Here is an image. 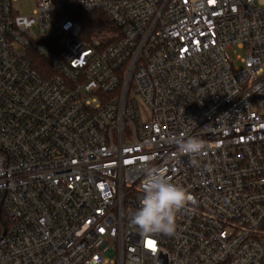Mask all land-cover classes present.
<instances>
[{"label": "built area", "instance_id": "obj_1", "mask_svg": "<svg viewBox=\"0 0 264 264\" xmlns=\"http://www.w3.org/2000/svg\"><path fill=\"white\" fill-rule=\"evenodd\" d=\"M14 2L0 0V264H264V0H36L31 18ZM78 11L112 30L85 36ZM173 136L207 148L181 154ZM144 167L193 196L171 236L130 223Z\"/></svg>", "mask_w": 264, "mask_h": 264}, {"label": "clouds", "instance_id": "obj_2", "mask_svg": "<svg viewBox=\"0 0 264 264\" xmlns=\"http://www.w3.org/2000/svg\"><path fill=\"white\" fill-rule=\"evenodd\" d=\"M179 153L203 155L207 145L197 137H171ZM143 197L140 207L131 216L130 223L142 233L171 236L176 231L177 214L185 209L193 196L185 188L170 182L163 169L144 167Z\"/></svg>", "mask_w": 264, "mask_h": 264}, {"label": "trees", "instance_id": "obj_3", "mask_svg": "<svg viewBox=\"0 0 264 264\" xmlns=\"http://www.w3.org/2000/svg\"><path fill=\"white\" fill-rule=\"evenodd\" d=\"M75 17L80 24L85 36H90L94 32L99 30H112V25L108 18L100 12H76ZM37 66L36 69L43 75V68L50 67L44 60L36 57Z\"/></svg>", "mask_w": 264, "mask_h": 264}, {"label": "rangeland", "instance_id": "obj_4", "mask_svg": "<svg viewBox=\"0 0 264 264\" xmlns=\"http://www.w3.org/2000/svg\"><path fill=\"white\" fill-rule=\"evenodd\" d=\"M14 10L20 16H25L31 18L34 16V10L36 8V0H17V2L13 3ZM230 49L229 54L233 61H236L238 55L242 56L244 53L241 50ZM236 66H240L239 62H236ZM142 120L145 121L148 118V112L143 108H141Z\"/></svg>", "mask_w": 264, "mask_h": 264}]
</instances>
